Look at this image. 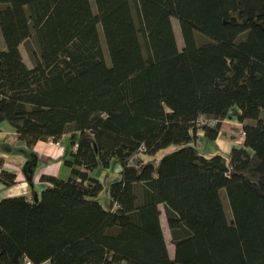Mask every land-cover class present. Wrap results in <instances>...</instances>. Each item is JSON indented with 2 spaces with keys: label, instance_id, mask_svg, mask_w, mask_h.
<instances>
[{
  "label": "trees",
  "instance_id": "1",
  "mask_svg": "<svg viewBox=\"0 0 264 264\" xmlns=\"http://www.w3.org/2000/svg\"><path fill=\"white\" fill-rule=\"evenodd\" d=\"M0 33V123L76 145L37 199H0V264H264V0H0ZM230 115L242 144L202 153Z\"/></svg>",
  "mask_w": 264,
  "mask_h": 264
},
{
  "label": "crops",
  "instance_id": "2",
  "mask_svg": "<svg viewBox=\"0 0 264 264\" xmlns=\"http://www.w3.org/2000/svg\"><path fill=\"white\" fill-rule=\"evenodd\" d=\"M71 131L64 133L56 142L37 140L27 147L17 138L16 132L5 122L0 123V157L3 167L16 173L15 183L4 186L0 181V199L5 196L26 195L37 199L40 191L49 183L40 180L41 174H51L64 178L69 168L63 159L68 157L75 144L71 145ZM205 138L203 131H198V138ZM210 140V139H207ZM243 133L241 123L233 116L221 120L218 134L213 140L203 142L207 147L206 155L216 152L228 153L232 146L241 145ZM199 145H202L199 143ZM119 170L120 167H117ZM40 264H48L42 262Z\"/></svg>",
  "mask_w": 264,
  "mask_h": 264
},
{
  "label": "rangeland",
  "instance_id": "3",
  "mask_svg": "<svg viewBox=\"0 0 264 264\" xmlns=\"http://www.w3.org/2000/svg\"><path fill=\"white\" fill-rule=\"evenodd\" d=\"M91 4H92V8H95L93 1L91 2ZM170 19H171L172 26L174 29V35H175L177 45L179 48H181L183 45V39H182L180 30H179L177 18L175 16H171ZM98 35H99V42H100V45H101L102 50H103L104 58L108 62V53L106 50L105 41H104V37H103L102 31H101L100 25H98ZM207 38L208 37L205 34L199 32V31H195V39L197 42H204L207 40ZM0 44L3 45L1 33H0ZM19 48H20V51L22 53V56H23V59L25 60V62L28 64H31V60H30V57H29V54L27 52V48H26L25 44L21 43ZM200 121H201V119H200ZM198 131H201V129H198ZM204 141L208 143V141H210V140H207L205 138H199V141L198 140L196 141V144L198 145V148L202 153H204V151L207 150V147L205 145H203ZM199 143H201L202 145H199ZM173 148H174V145H170L167 148L162 149L161 151L166 152V151L171 150ZM117 167H119V165H117V163H115L113 161L110 163V165L108 167H103L100 164H98L95 168L90 170V174H92L93 176H96L100 180V182L102 183V188H101L99 194L97 195V198L99 199V201L104 206H108V202H109V200H108L109 183L112 180L119 178V172H118ZM222 196H223L222 197L223 203H224V206L226 208L227 202H226V199L224 197V193L222 194ZM160 208H161L160 221H161L162 228H163L164 238L166 240L168 251H169L170 255H172L173 244L170 242L169 230H168V226L166 224V220L164 217L162 205H160Z\"/></svg>",
  "mask_w": 264,
  "mask_h": 264
},
{
  "label": "built area",
  "instance_id": "4",
  "mask_svg": "<svg viewBox=\"0 0 264 264\" xmlns=\"http://www.w3.org/2000/svg\"><path fill=\"white\" fill-rule=\"evenodd\" d=\"M47 140H49V141H57V140H52V139H47ZM76 146V145H75ZM21 264H32L31 262H29V261H26V262H24V263H21Z\"/></svg>",
  "mask_w": 264,
  "mask_h": 264
}]
</instances>
